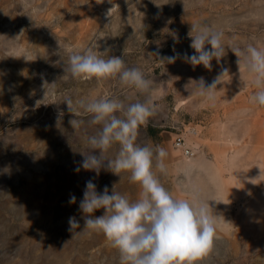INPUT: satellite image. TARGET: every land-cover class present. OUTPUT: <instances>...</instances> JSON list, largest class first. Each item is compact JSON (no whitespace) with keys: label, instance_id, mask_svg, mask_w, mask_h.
I'll list each match as a JSON object with an SVG mask.
<instances>
[{"label":"rangeland","instance_id":"1","mask_svg":"<svg viewBox=\"0 0 264 264\" xmlns=\"http://www.w3.org/2000/svg\"><path fill=\"white\" fill-rule=\"evenodd\" d=\"M192 26L223 33L225 55L211 69L183 59L195 54ZM249 45L264 48V0H0V264H121L102 232L82 231L79 204L89 180L131 200L140 188L129 173L83 169L86 138L100 126L79 102L145 95L118 78L65 75L64 61L89 47L153 80L159 111L138 142L166 150V172L154 171L175 198L198 195L219 216L212 248L194 264H264V107L251 102L254 77L231 51ZM224 69L215 101L205 100L195 81L210 84ZM66 98L81 113L78 129ZM182 131L193 157L173 145ZM70 217L80 224L73 233Z\"/></svg>","mask_w":264,"mask_h":264},{"label":"clouds","instance_id":"2","mask_svg":"<svg viewBox=\"0 0 264 264\" xmlns=\"http://www.w3.org/2000/svg\"><path fill=\"white\" fill-rule=\"evenodd\" d=\"M193 32L195 35L191 34ZM189 36L195 54L185 53L183 59L192 66L203 65L211 69L212 60L219 63L225 55L222 32L210 26H192ZM231 51L238 58L239 70L242 58L244 69L254 77L257 91L251 102L264 107V48L249 45L244 51L239 48ZM179 56L177 53L165 59L174 63ZM63 70L73 79L102 81L118 78L122 84L145 95L143 101L100 97L79 102L80 108L90 116L89 125L100 126L86 138L88 148L81 152L83 169L95 171L97 175L101 169L116 175L129 173V180L140 188L137 198L131 200L118 192L115 185L111 191L105 186L100 193L92 180L87 181L79 204L84 221L82 231L88 234L102 232L119 252L121 264H194L212 248L219 216L210 211L209 201L198 195L192 199L175 198L154 171L166 172V150L138 142L140 127L159 111L151 94L153 80L139 67H128L122 56L103 58L91 47L71 54L67 62L64 61ZM225 73H229L228 69L210 84L203 77L195 81L198 94L214 102L215 90ZM64 102L73 116L69 121L71 127L78 129L82 124L76 118L80 111L73 107L70 98ZM113 145H118V150L110 157L108 153ZM75 202L76 197L71 195L69 203ZM101 209L103 214L95 215ZM69 226L72 233L80 228L75 217L69 218Z\"/></svg>","mask_w":264,"mask_h":264},{"label":"built area","instance_id":"3","mask_svg":"<svg viewBox=\"0 0 264 264\" xmlns=\"http://www.w3.org/2000/svg\"><path fill=\"white\" fill-rule=\"evenodd\" d=\"M189 131L195 135L198 134L196 127H190ZM173 145L180 150L184 156L193 157L196 153V146L191 144L185 136L184 131L178 133L173 139Z\"/></svg>","mask_w":264,"mask_h":264}]
</instances>
